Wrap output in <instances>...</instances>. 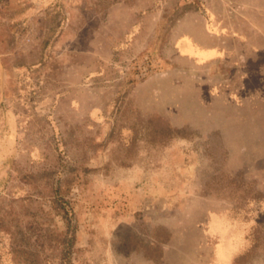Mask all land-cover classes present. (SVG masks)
<instances>
[{
  "label": "rangeland",
  "instance_id": "374dc122",
  "mask_svg": "<svg viewBox=\"0 0 264 264\" xmlns=\"http://www.w3.org/2000/svg\"><path fill=\"white\" fill-rule=\"evenodd\" d=\"M260 73L264 0H0V264H264Z\"/></svg>",
  "mask_w": 264,
  "mask_h": 264
},
{
  "label": "crops",
  "instance_id": "0c3cea01",
  "mask_svg": "<svg viewBox=\"0 0 264 264\" xmlns=\"http://www.w3.org/2000/svg\"><path fill=\"white\" fill-rule=\"evenodd\" d=\"M202 31L203 34L199 37L190 32L183 33L178 37L175 42L177 58L200 64L214 63L217 61L231 62L234 60L231 55L232 51L223 42V38L226 35L222 33V28L216 21L212 20L210 27L206 25ZM251 52L253 55L257 54V57L262 54L259 48H254ZM249 58L252 57L246 53L243 54L240 65L243 67V64ZM244 73H247L244 76V80H248L250 78L248 70L244 71ZM260 76L261 80H264V73H260Z\"/></svg>",
  "mask_w": 264,
  "mask_h": 264
},
{
  "label": "trees",
  "instance_id": "16d2710c",
  "mask_svg": "<svg viewBox=\"0 0 264 264\" xmlns=\"http://www.w3.org/2000/svg\"><path fill=\"white\" fill-rule=\"evenodd\" d=\"M70 243H71V242H70V239H69L67 245L69 246ZM62 257H65V258L67 257V251H65V252L63 253V256H62Z\"/></svg>",
  "mask_w": 264,
  "mask_h": 264
}]
</instances>
